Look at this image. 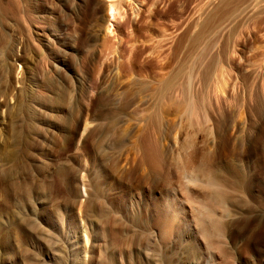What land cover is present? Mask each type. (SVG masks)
Returning <instances> with one entry per match:
<instances>
[{
  "label": "rangeland",
  "instance_id": "rangeland-1",
  "mask_svg": "<svg viewBox=\"0 0 264 264\" xmlns=\"http://www.w3.org/2000/svg\"><path fill=\"white\" fill-rule=\"evenodd\" d=\"M0 264H264V0H0Z\"/></svg>",
  "mask_w": 264,
  "mask_h": 264
},
{
  "label": "bare ground",
  "instance_id": "bare-ground-1",
  "mask_svg": "<svg viewBox=\"0 0 264 264\" xmlns=\"http://www.w3.org/2000/svg\"><path fill=\"white\" fill-rule=\"evenodd\" d=\"M110 5H111V4H110ZM112 5H113V4H112ZM110 7H111V6H110ZM110 7H109V8H110ZM111 8H113V7H111ZM112 10H113V9H112ZM109 12H110V11H109ZM112 13H113V12H112ZM109 14H111V12H110ZM110 17H111V16H110ZM111 18H112V17H111ZM111 18H110V19H111ZM213 184H214V183H213ZM213 186L215 187V188L213 187V188H214L213 190L216 189V194H217V192H220V191H217V190H218V189H217L218 186H215V184H214ZM219 186H220V185H219ZM216 194H215V195H216ZM215 195H214V196H215ZM216 196H217V195H216ZM216 196H215V197H216ZM219 197H220V196H219ZM220 198H221V197H220ZM220 198H219V199H220ZM215 199H216V198H215ZM217 200H218V199H217ZM220 200H221V199H220ZM216 202H217V201H216ZM222 210H223V209H222ZM224 211H225V209H224ZM214 217H215V216H214ZM198 220H199V219H198ZM203 220H204V219H202L201 221L203 222ZM207 220H208V219H207ZM209 220H210V219H209ZM212 221H213V219H212ZM204 222H206V221H204ZM207 224H208V223H206V225H205V224H203V225L207 226ZM212 224H214V223L212 222ZM216 224H217V223H216ZM218 224H219V222H218ZM200 225H201V224H200ZM208 225H210V224H208ZM219 225H220V224H219ZM210 226H211V225H210ZM215 227H217V226L215 225ZM205 237H206V236H205Z\"/></svg>",
  "mask_w": 264,
  "mask_h": 264
}]
</instances>
